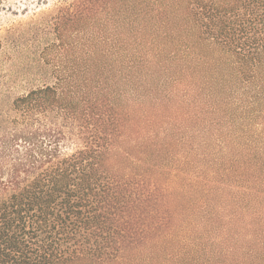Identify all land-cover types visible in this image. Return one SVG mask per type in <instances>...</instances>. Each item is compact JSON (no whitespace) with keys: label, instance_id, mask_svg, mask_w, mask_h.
Listing matches in <instances>:
<instances>
[{"label":"trees","instance_id":"16d2710c","mask_svg":"<svg viewBox=\"0 0 264 264\" xmlns=\"http://www.w3.org/2000/svg\"><path fill=\"white\" fill-rule=\"evenodd\" d=\"M51 12L71 62L0 82V264H264V0Z\"/></svg>","mask_w":264,"mask_h":264},{"label":"rangeland","instance_id":"374dc122","mask_svg":"<svg viewBox=\"0 0 264 264\" xmlns=\"http://www.w3.org/2000/svg\"><path fill=\"white\" fill-rule=\"evenodd\" d=\"M62 1L0 0V36L7 34L12 39V30L16 35L12 44L4 43L0 49V82L9 85L3 90L12 87V92L19 94L41 80L51 83L58 61L71 62L72 36L58 38L48 23L51 11Z\"/></svg>","mask_w":264,"mask_h":264}]
</instances>
